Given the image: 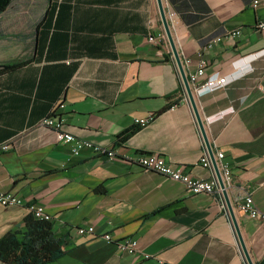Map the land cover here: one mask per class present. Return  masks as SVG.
<instances>
[{"label": "crops", "instance_id": "1", "mask_svg": "<svg viewBox=\"0 0 264 264\" xmlns=\"http://www.w3.org/2000/svg\"><path fill=\"white\" fill-rule=\"evenodd\" d=\"M254 1L162 5L187 78L203 60L202 81L218 73L230 81L194 89V97L214 155L223 153L232 171L225 186L248 252L264 264V224L239 210L250 195L264 212V0L257 8ZM5 65L20 67L0 73V145L13 143L0 150V191L25 205L0 207V239L23 232L26 205L36 204L61 241L63 256L48 264H245L222 195L193 196L138 163L156 153L192 178L213 176L200 163L203 139L157 0H12L0 14ZM58 103L66 106L68 132L116 158L73 156L40 127ZM149 117L146 126L136 124ZM78 227L134 238L154 258L123 254L97 236H79Z\"/></svg>", "mask_w": 264, "mask_h": 264}, {"label": "built area", "instance_id": "2", "mask_svg": "<svg viewBox=\"0 0 264 264\" xmlns=\"http://www.w3.org/2000/svg\"><path fill=\"white\" fill-rule=\"evenodd\" d=\"M262 1H254L253 7L257 8ZM258 28L264 29V23L260 22ZM235 35L240 36L241 31L238 30L235 32ZM150 42H154L155 38L153 36L149 37ZM205 62L202 60L198 69L190 75L188 79L190 86L196 93H204L208 91H214L218 88L226 87L230 81L228 77L222 76L220 73L209 77L206 81H202V77L205 74ZM182 84V83H181ZM184 91V87L182 84ZM185 94V91H184ZM65 104L58 103L52 109V111L41 121L40 127L50 130L58 143L69 145L71 147L72 155L79 157L85 151L92 152L96 157H106L109 161H113L116 158V152L112 149L103 147L92 142L82 140L77 138L72 133L66 130L67 127V117L65 115ZM153 117L147 119L137 120L136 124L140 126H146ZM13 147V143H6L0 145V150L8 151ZM205 147V145H204ZM215 159L220 160L221 166L219 167L220 173L223 179L224 184L229 183L232 178V171L227 163H223L224 154L219 152L215 156ZM138 163L145 172H156L165 177L170 178L175 182L182 183L187 192L193 196L200 194H218L222 195V190L219 187L217 178L214 174L213 167L210 161V157L204 148V154L200 160L201 165L204 168L211 169L213 171L212 178L208 180L195 179L183 172L181 166H176L169 163L163 156L156 153H146L139 157ZM25 204L23 200L16 194L10 192L0 191V207L2 208H14L22 207ZM30 214L37 220H45L51 222V216L45 212V209L36 204L26 205ZM239 210L244 215L248 216L250 219L259 221L264 224V212L261 211L255 204L253 198L248 195L239 203ZM76 232L79 236L94 235L104 240L108 244H115L118 250L123 254L129 255H140L144 260H151L154 257L150 254H146L139 248L138 240L134 238H125L122 240H117L113 237L111 233H104L99 235L93 227H78ZM159 264H165L160 261ZM245 264H247L245 262Z\"/></svg>", "mask_w": 264, "mask_h": 264}, {"label": "trees", "instance_id": "3", "mask_svg": "<svg viewBox=\"0 0 264 264\" xmlns=\"http://www.w3.org/2000/svg\"><path fill=\"white\" fill-rule=\"evenodd\" d=\"M11 2L12 0H0V14L10 6ZM170 61V55H166L165 62ZM18 67L20 66L5 65L1 67L0 73ZM135 131L136 129L125 132L119 137V141L125 142ZM62 256L61 241L55 237L52 223L37 220L32 215L25 219L23 232H9L0 239V261L12 262V264H48Z\"/></svg>", "mask_w": 264, "mask_h": 264}, {"label": "water", "instance_id": "4", "mask_svg": "<svg viewBox=\"0 0 264 264\" xmlns=\"http://www.w3.org/2000/svg\"><path fill=\"white\" fill-rule=\"evenodd\" d=\"M157 2H158V7H159V11H160V15H161L164 31H165L168 43H169V45L171 47V50H172L173 60H174L176 69H177V71L179 73V77H180L181 83L183 84L185 95H186V97H187V99H188V101H189V103H190V105L192 107L193 112H194V116H195L197 125L199 127V130H200V133H201V136H202V139H203V143H204V145L206 147V150L208 152V155L210 157V161H211V164H212V167H213L214 174H215V176L217 178L219 187L222 190V196H223V199H224L225 207L227 209L229 218H230V220L232 222V225H233V228L235 230L240 250H241V252L243 254L245 262L247 264H254L250 254L248 252V249L246 247L244 239L242 237V234H241L238 222H237V218H236L234 209H233V207L231 205V202L229 200V197H228V194H227V190H226V186H225V184L223 182L218 163H217V161L215 159V155H214L212 146L210 144V141L208 139V136H207V133H206V130H205V127H204L203 120H202V118L200 116L199 110H198L197 105H196V101H195L193 90H192V88L190 86V83L188 81V78H187L183 63H182V61L180 59V56H179V53H178L174 38L172 36L171 30H170V27H169V24H168V21H167V18H166V14L164 12V8H163V5H162V0H157Z\"/></svg>", "mask_w": 264, "mask_h": 264}]
</instances>
